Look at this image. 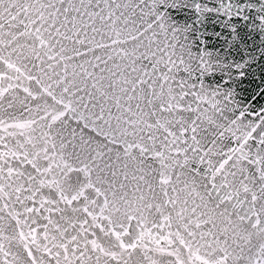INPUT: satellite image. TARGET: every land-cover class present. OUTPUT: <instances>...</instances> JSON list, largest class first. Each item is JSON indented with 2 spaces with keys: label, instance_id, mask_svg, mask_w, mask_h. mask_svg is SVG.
<instances>
[{
  "label": "snow or ice",
  "instance_id": "1",
  "mask_svg": "<svg viewBox=\"0 0 264 264\" xmlns=\"http://www.w3.org/2000/svg\"><path fill=\"white\" fill-rule=\"evenodd\" d=\"M0 264H264V0H0Z\"/></svg>",
  "mask_w": 264,
  "mask_h": 264
}]
</instances>
